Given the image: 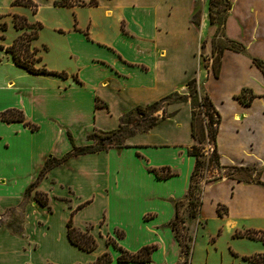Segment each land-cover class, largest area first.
<instances>
[{
    "label": "crops",
    "instance_id": "0c3cea01",
    "mask_svg": "<svg viewBox=\"0 0 264 264\" xmlns=\"http://www.w3.org/2000/svg\"><path fill=\"white\" fill-rule=\"evenodd\" d=\"M12 1L0 0V22L13 25L18 16L38 23L31 46L47 70L65 76L32 74L12 63L3 48L24 28H14L0 49V62L8 58L28 80L0 77V111L16 108L35 126L0 121V212L20 209L25 188L46 158L62 157L71 143H89V132L116 128L119 116L135 106L174 92L187 95L186 82L194 78L220 117L219 164L253 167L258 180L222 176L202 182L195 216L182 215L183 225L214 220L217 233L231 242L254 244L248 252L230 247L225 263L264 253L260 241L233 236L264 233V77L253 63L264 62V0L226 1L222 36L242 51L223 48L216 76V26L208 19V0H27L32 6ZM242 94L253 95L248 104L236 98ZM164 110L167 118L127 136L126 146L69 157L50 168L32 189L46 195V205L33 201L25 208L20 235L0 228V264L89 262L67 240L68 219L79 230L90 226L96 241L92 260L108 250L103 239L113 231L129 252L155 246L148 262L120 264H178L180 248L169 222L174 202L185 199L194 165L187 149L194 139L188 100L171 101ZM160 168L173 175L155 177L151 170Z\"/></svg>",
    "mask_w": 264,
    "mask_h": 264
},
{
    "label": "trees",
    "instance_id": "16d2710c",
    "mask_svg": "<svg viewBox=\"0 0 264 264\" xmlns=\"http://www.w3.org/2000/svg\"><path fill=\"white\" fill-rule=\"evenodd\" d=\"M63 1V0H60ZM219 0H208V8ZM227 1V0H226ZM12 5H24V6H32L30 2H25L23 0H13L11 2ZM227 6V2H226ZM226 8V7H225ZM209 22L211 21L210 9L208 13ZM197 13H192L191 21L192 23H197ZM12 23L14 28L22 29L23 31L12 40V43L7 47H2L0 45V49H4V51L8 52L10 55V59L12 63L20 68H23L29 73L32 74H51L59 77H64L65 74L62 72H55L47 70L43 64L40 63V56L37 54V49L31 46V41L34 40L37 36V30L40 25L38 23L28 24L22 17L13 16ZM2 30L4 29V24H1ZM2 35H0V39H2ZM226 41V40H225ZM226 46H215L212 42L211 54L213 58L211 59V68L214 76L217 75L218 67H219V57L223 48H231L236 51H242V47L233 41H226ZM253 63L260 69L264 77V62L259 60H253ZM186 87L188 89L187 95H179L176 92L170 93L156 101H153L144 106H135L127 112L122 113L118 118V125L116 128L110 130H94L86 134V140L90 141L87 144L82 145H74L71 143L70 150L65 153L60 158L48 157L46 158L38 173L36 178L30 182L24 190L23 196H29L31 190L35 186L36 182L44 176V174L53 166L61 163L69 157L78 156L86 153H94L101 150H106L108 148H120L124 147V139L137 132H144L149 127L153 126L157 122L167 118L169 116L168 113L165 112L164 106L171 101H186L189 102L190 108V116H189V124H190V134L194 139V144H192L187 149V154L194 157V165L191 170L189 176V184L187 191L185 193L186 207H187V215L188 217H194L195 211L198 206V197H197V205L195 208L194 205V196L193 193L196 189V182L194 181V176H198L200 174L199 169L202 168L203 163L206 165L212 164L214 167L223 168L225 166H221L218 161V154L215 149V135L217 132L218 124L220 121V117L218 112L212 106L211 101L208 96L204 93L203 97H199L196 93L195 80L194 78L189 79L186 82ZM253 95H248L247 98L244 95H238L236 98L240 100L244 104H248ZM158 112V114L156 113ZM207 121L206 126H208V132L210 134V138L212 139L213 146L211 148L210 153L206 157L202 150L201 142L204 139V128L205 121ZM0 121L3 122H13L18 121L21 122L24 126L33 129L35 126L24 121L23 115L20 110L16 108H8L3 111H0ZM201 157L203 159H201ZM205 159V160H204ZM203 160V161H202ZM232 167L234 170H240L247 172L246 178H242L240 176H228L232 177L236 180L243 181H257L258 180V172L255 171L253 167ZM155 177L157 178H167L172 176L173 173L169 171L168 168H160L158 170H151ZM252 172V173H251ZM244 175V177H245ZM219 176V175H218ZM217 176V177H218ZM222 177V176H220ZM218 177V178H220ZM216 178V179H218ZM248 178V179H247ZM215 179V180H216ZM199 195V194H198ZM32 199L44 206L47 203V198L44 193L35 191L33 193ZM179 202H174V217L169 222V227L173 232V235L179 245L180 254H189V243L191 241V237L185 238V233L180 235L178 228L183 229V220L178 217L177 213V205ZM66 237L70 244L74 245L76 248L84 251L86 253L92 252L96 247V241L94 237L89 233L90 226H86L83 230H79L71 225L70 219L66 221ZM4 227L9 229L11 234L22 233L21 222H9L5 223ZM117 238H121L120 233H115ZM233 236L239 237L244 236L249 239H254L260 241L264 244V233L256 234L255 232L246 231L243 233H234ZM108 244H110L114 249L118 251V255L116 256V262L125 263V262H134V263H146L150 260L149 256L152 250H154V245H144L137 249L135 252H129L120 246L116 245V242L111 238L107 237ZM186 239V241H183ZM106 243V242H105ZM107 244V243H106ZM243 260H247L252 264H263L264 253L253 255L250 257H242ZM110 262V256L108 252L103 251L95 256V258L89 262L84 264H108ZM53 264V263H46ZM80 264V263H76Z\"/></svg>",
    "mask_w": 264,
    "mask_h": 264
},
{
    "label": "rangeland",
    "instance_id": "374dc122",
    "mask_svg": "<svg viewBox=\"0 0 264 264\" xmlns=\"http://www.w3.org/2000/svg\"><path fill=\"white\" fill-rule=\"evenodd\" d=\"M23 1L27 2V0H23ZM225 7H226V0H219L217 2H214L209 8L211 21L216 26L214 39H213V45L215 46L227 45L226 41L222 36V30L220 27ZM1 24H4L3 30ZM0 30L2 31L0 35H2L3 37L2 39H0V45H4V42H9L11 38L14 36L15 34L14 26L9 21L8 22L6 21L5 23V21L2 20L0 22ZM33 42L34 41H31V45L32 44L34 45ZM211 58H213V55ZM21 75H25L22 73V70L11 65L8 58L7 60L5 59V57L2 58L0 62V77L12 78L14 79L15 83H20V84L28 83V80ZM195 87H196L197 95L202 98L204 92H202L199 89V87L196 85V82H195ZM156 113L158 114V112ZM204 121L206 128H204V139L201 142V146H202V150L204 151L203 153L207 157L211 151L213 142L208 132V126H206L207 121L206 120ZM201 159L203 158L201 157ZM199 172L200 174L198 176L197 175L194 176V181L196 182V189L195 192L193 193L194 196V205L192 206L193 208H195L197 205V197L202 182L215 180L220 176H224V177L240 176L242 178H246L245 174H247V172L245 171H240V170L236 171L229 166L218 168V167H214L212 164L206 165L205 163H203L202 168L199 169ZM32 195H33V191L31 190L29 196L23 199L20 209L17 210L16 212H12V211L10 212L4 211L2 213L0 212V228H3L5 223H9L11 221L21 222L22 225V222L24 221L25 208L27 206H30L34 201L32 199ZM186 201L187 198L186 200L184 199V201L179 202L177 205V213H178V217L180 218H183L182 215L184 216L187 215ZM217 225L218 223L214 220L201 219L199 224H194L190 226V224L188 223V225H185L186 227H183V229L178 228L180 235H183L182 233H185L184 234L185 238L191 237V241L189 243V254L188 253L180 254V260L178 264H229L228 262L227 263L225 262L229 258H231L232 248H236L237 250H241L245 252L251 250V248H249L248 245H254V244L245 240H237V239H233V242H231V240L229 239L230 237L226 233L224 232L217 233L216 231ZM6 230L10 233L9 229ZM110 237L117 243L116 245H119L121 246V248L127 250L123 246V240L117 238L116 234L113 233V231ZM103 241L106 242L107 244L106 243L105 244L109 246L108 250H106V252H108L110 256V262L108 264H120L117 263L115 259L116 256L118 255L117 251L114 250V248L110 244H108V239H103ZM183 241H186V239H183ZM92 257H93V253L91 252V253L81 254V257L79 258H82L81 260L84 261H90L92 260ZM81 260L79 261L82 262ZM229 261L230 264H250L242 259L233 260V261L230 259Z\"/></svg>",
    "mask_w": 264,
    "mask_h": 264
}]
</instances>
